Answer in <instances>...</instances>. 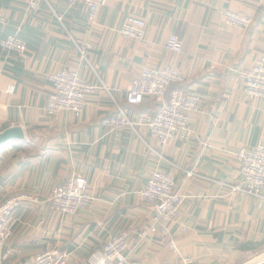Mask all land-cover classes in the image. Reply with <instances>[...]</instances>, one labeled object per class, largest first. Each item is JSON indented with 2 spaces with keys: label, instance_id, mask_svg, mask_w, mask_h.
<instances>
[{
  "label": "crops",
  "instance_id": "crops-1",
  "mask_svg": "<svg viewBox=\"0 0 264 264\" xmlns=\"http://www.w3.org/2000/svg\"><path fill=\"white\" fill-rule=\"evenodd\" d=\"M227 12L249 17L250 27L229 26ZM128 16L145 23L141 43L119 35ZM171 35L181 54L165 49ZM6 37L24 42L26 53L0 46V133L20 127L24 139L0 147V203L29 200L11 214L10 254L0 264H31L46 250L87 264L109 236L149 227L139 192L154 172L170 175L184 202L170 238L132 233L128 264H264V201L232 190L241 182L236 152L264 145V99L245 98L240 78L264 56V0H108L93 25L80 4L0 0V42ZM170 66L182 76L176 89L201 97L199 111L186 114L187 140L161 145L143 126L116 133L103 125L118 109L130 119L154 115L153 99L130 106L126 92L141 70ZM60 71L108 91L89 95L79 118L48 116V77ZM75 176L87 180L92 199L66 217L50 199Z\"/></svg>",
  "mask_w": 264,
  "mask_h": 264
},
{
  "label": "built area",
  "instance_id": "built-area-1",
  "mask_svg": "<svg viewBox=\"0 0 264 264\" xmlns=\"http://www.w3.org/2000/svg\"><path fill=\"white\" fill-rule=\"evenodd\" d=\"M107 1L64 0L69 6L82 5L87 11L88 22L91 25L96 23L99 12ZM30 9H37L36 4L32 3ZM225 22L240 30H246L251 25L249 17L233 12L225 14ZM119 35L124 40L141 43L145 39L144 21L135 16H128L119 30ZM0 46L8 54L23 56L26 53L25 43L15 37H6L0 42ZM165 49L178 55L182 53L183 45L177 36L171 35L166 40ZM240 78L243 81L245 98L264 99V56L255 60L248 71L240 74ZM48 81L51 84V92L44 108L48 116L66 112L79 118L89 95L98 90L108 91L102 83L100 86L91 85L74 72H55L48 77ZM181 82L182 76L174 66L161 70H141L127 89L126 102L130 106L138 107L145 98H150L159 105L158 111L154 115L141 112L135 119H130L118 109L119 114L104 120L103 125L116 133L126 128L135 130L136 127L143 126L161 145H167L175 140H187L190 131L186 114L199 111L201 97L181 89L168 91L171 85ZM235 158L239 164L238 175L241 182L232 190L264 201V145L248 150L240 148ZM139 198L151 208L150 226L134 229L132 232L121 231L109 236L101 250L93 251L89 255L87 264H128L126 251L132 233L140 239L155 236L171 237L169 226L178 219L180 207L184 202V197L174 190L171 176L154 172L140 190ZM91 199L87 180L75 176L54 188L50 203L57 213L72 217L85 208ZM26 200H29V197L15 196L0 203V262H5L10 254L6 243L11 236L9 226L11 214ZM185 230L181 229L182 232ZM168 246L173 252H177L174 241L170 240ZM66 261L67 255L63 252L46 250L37 254L31 264H66ZM189 263L188 258H183L178 264Z\"/></svg>",
  "mask_w": 264,
  "mask_h": 264
},
{
  "label": "water",
  "instance_id": "water-1",
  "mask_svg": "<svg viewBox=\"0 0 264 264\" xmlns=\"http://www.w3.org/2000/svg\"><path fill=\"white\" fill-rule=\"evenodd\" d=\"M23 132L20 127H10L0 133V147L11 140H23Z\"/></svg>",
  "mask_w": 264,
  "mask_h": 264
},
{
  "label": "trees",
  "instance_id": "trees-1",
  "mask_svg": "<svg viewBox=\"0 0 264 264\" xmlns=\"http://www.w3.org/2000/svg\"><path fill=\"white\" fill-rule=\"evenodd\" d=\"M173 89H176V86H175V85H171V86L169 87V90H168V91L173 90Z\"/></svg>",
  "mask_w": 264,
  "mask_h": 264
},
{
  "label": "rangeland",
  "instance_id": "rangeland-1",
  "mask_svg": "<svg viewBox=\"0 0 264 264\" xmlns=\"http://www.w3.org/2000/svg\"><path fill=\"white\" fill-rule=\"evenodd\" d=\"M98 18V17H97ZM2 203V202H1ZM7 261V260H6Z\"/></svg>",
  "mask_w": 264,
  "mask_h": 264
}]
</instances>
